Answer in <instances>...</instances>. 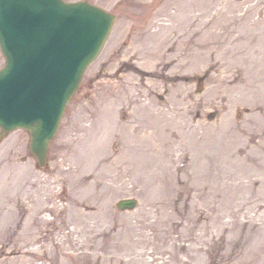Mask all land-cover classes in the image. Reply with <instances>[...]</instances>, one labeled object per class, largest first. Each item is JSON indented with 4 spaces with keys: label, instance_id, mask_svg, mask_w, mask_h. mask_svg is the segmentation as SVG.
<instances>
[{
    "label": "rangeland",
    "instance_id": "obj_1",
    "mask_svg": "<svg viewBox=\"0 0 264 264\" xmlns=\"http://www.w3.org/2000/svg\"><path fill=\"white\" fill-rule=\"evenodd\" d=\"M88 1L115 20L47 163L25 129L0 143V264H264V0ZM220 8L233 20L222 35L241 34L233 57L200 49L214 35L194 33ZM108 117L109 138L94 148ZM240 172L229 208L223 184ZM126 197L137 207L119 209Z\"/></svg>",
    "mask_w": 264,
    "mask_h": 264
},
{
    "label": "water",
    "instance_id": "obj_2",
    "mask_svg": "<svg viewBox=\"0 0 264 264\" xmlns=\"http://www.w3.org/2000/svg\"><path fill=\"white\" fill-rule=\"evenodd\" d=\"M115 16L88 1L0 0V141L22 127L41 165L85 69L100 53ZM136 198L118 201L133 209Z\"/></svg>",
    "mask_w": 264,
    "mask_h": 264
},
{
    "label": "bare ground",
    "instance_id": "obj_3",
    "mask_svg": "<svg viewBox=\"0 0 264 264\" xmlns=\"http://www.w3.org/2000/svg\"><path fill=\"white\" fill-rule=\"evenodd\" d=\"M201 15H202V13H200L198 16H201ZM220 17H221V19L219 20ZM231 20H232V17L227 16L225 11L222 8L214 11L213 17L211 19H209L208 21L200 20V22L197 23V24H199V26L198 27L196 26L194 28V30H196L194 33L203 32L206 35L209 32H212L214 37H213V41L205 40L204 43H197L199 45V48L202 50H205V51L211 48L212 50H214L216 52L220 51L222 56L230 55L231 57H233V53L238 52L236 47L234 48V45L238 44L237 38L241 37V34L240 33L234 34L235 29H232L228 33V37H224L222 35L221 31L219 30L222 26H230V24H232V22H233V20L232 21ZM238 20L242 21L241 25L250 24L252 27H254V29H256L259 25L258 21H253V22L251 21V23H249L246 18L239 19L238 17H236L235 21H238ZM250 39L252 40V42L251 41H245L243 43V47H252V45L254 44L253 42L255 40H258V38L254 34H253V36H250ZM217 43H218V45H216ZM255 54H256V50H255V48H253V55H255ZM198 59H200V58H198ZM221 61H222V59H221ZM261 72H262V70H260V73ZM141 107L143 110H146L149 108L147 105H144V104H142ZM110 121H111V119H110V117H108L104 122H102L98 126H96V128H98L99 132H97V129L94 128L96 130L94 131V133L92 134L91 139H90L91 140L90 144L92 147L98 148L100 146L101 142L104 143V141L109 138V134L113 128V124L115 123L113 119H112V123H110ZM121 129H122V131H126V133L128 135L132 136L137 142L140 141L141 135H139L137 132H135L134 126L130 127L128 125H125V127L122 126ZM220 136L222 137V135H220ZM207 138H216V136L213 134H209V133H204V134L201 133L199 136V139L204 140L205 142H206ZM77 139H79V136L77 137ZM172 143H173V149L175 152L181 150V143H174V142H172ZM226 154L228 156H226L225 159L230 161V163H232V164H235L240 160L239 157H237L234 153H230V154L226 153ZM97 156H98V153L95 154V158H97ZM104 159H105V157L100 156L97 161H102ZM120 159H122V157H120ZM122 161L126 162L127 161L126 157H124ZM241 174H242L241 172L238 174H235L233 176L234 178L232 179V181H230L229 184H225V183L223 184V186L226 187L225 191L228 195L227 198H229V199H227L229 208H231L235 203L234 200L236 199V196H237L236 193H237L239 186L241 185V179L239 177V175H241ZM199 175L203 176L204 174L202 172V174L200 173ZM206 176H207V178H210L209 183L212 184L213 181L215 180V176L212 175L210 172L208 174L205 173V177ZM243 176H244V173L242 174V177ZM219 178L221 179L220 175H219Z\"/></svg>",
    "mask_w": 264,
    "mask_h": 264
}]
</instances>
